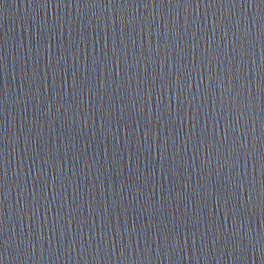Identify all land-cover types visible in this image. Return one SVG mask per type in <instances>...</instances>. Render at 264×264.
Wrapping results in <instances>:
<instances>
[{
    "label": "water",
    "instance_id": "obj_1",
    "mask_svg": "<svg viewBox=\"0 0 264 264\" xmlns=\"http://www.w3.org/2000/svg\"><path fill=\"white\" fill-rule=\"evenodd\" d=\"M206 2L0 0V264H264L261 8Z\"/></svg>",
    "mask_w": 264,
    "mask_h": 264
},
{
    "label": "snow or ice",
    "instance_id": "obj_2",
    "mask_svg": "<svg viewBox=\"0 0 264 264\" xmlns=\"http://www.w3.org/2000/svg\"><path fill=\"white\" fill-rule=\"evenodd\" d=\"M167 2L169 4L172 3V0H167ZM252 2H255V0H252ZM207 5L211 6L213 3L211 2V0H207ZM222 5V3H220ZM248 0H244V2L240 3V7H247L248 5ZM259 4H260V8H261V15H260V28H261V35L264 36V0H259ZM233 6L236 5V3H232ZM205 63V61L202 59L201 60V64L203 65ZM203 69H201V73H202ZM190 75V73H189ZM202 78V76H201ZM261 93L264 94V66H262L261 68ZM210 86V85H209ZM163 87V85H162ZM227 128L230 129L232 127V125L228 122L225 121ZM6 135V132L4 133ZM260 163H261V168L262 170H264V148L261 149V153H260ZM262 188H264V185H262Z\"/></svg>",
    "mask_w": 264,
    "mask_h": 264
},
{
    "label": "clouds",
    "instance_id": "obj_3",
    "mask_svg": "<svg viewBox=\"0 0 264 264\" xmlns=\"http://www.w3.org/2000/svg\"><path fill=\"white\" fill-rule=\"evenodd\" d=\"M254 19H255V17H254ZM237 28L239 29V21H237ZM229 91H231V89H229ZM249 107H251V106H249ZM23 192H24V190H23ZM23 243H25V245L27 244L26 241H24ZM4 244H5V254L9 257V260L11 261L14 259V257H12L9 253V247H10L9 241L5 240Z\"/></svg>",
    "mask_w": 264,
    "mask_h": 264
}]
</instances>
